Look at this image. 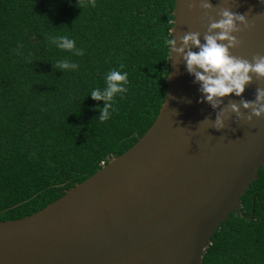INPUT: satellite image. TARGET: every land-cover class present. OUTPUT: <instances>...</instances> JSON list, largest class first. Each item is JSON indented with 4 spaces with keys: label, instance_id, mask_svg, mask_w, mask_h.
Returning a JSON list of instances; mask_svg holds the SVG:
<instances>
[{
    "label": "trees",
    "instance_id": "obj_1",
    "mask_svg": "<svg viewBox=\"0 0 264 264\" xmlns=\"http://www.w3.org/2000/svg\"><path fill=\"white\" fill-rule=\"evenodd\" d=\"M94 2L81 11L76 0H0V221L61 196L130 147L157 113L173 0ZM63 34L83 56L49 44ZM65 58L79 67L60 72ZM111 70L128 73V90L101 123L103 101L90 94ZM239 207L211 233L200 264H264V166Z\"/></svg>",
    "mask_w": 264,
    "mask_h": 264
},
{
    "label": "water",
    "instance_id": "obj_2",
    "mask_svg": "<svg viewBox=\"0 0 264 264\" xmlns=\"http://www.w3.org/2000/svg\"><path fill=\"white\" fill-rule=\"evenodd\" d=\"M210 3L206 15L173 0L170 39L193 31L203 43L208 17L218 19L219 8L227 7L248 13L254 25L239 33L243 43L233 55H264V0ZM167 48L163 98L149 127L55 200L0 221V264H200L218 224L240 214L239 196L264 166V117L236 123L233 116L220 131L200 124L214 121L219 109L198 102L195 77ZM258 86L264 81L224 98L221 107L253 101Z\"/></svg>",
    "mask_w": 264,
    "mask_h": 264
},
{
    "label": "clouds",
    "instance_id": "obj_3",
    "mask_svg": "<svg viewBox=\"0 0 264 264\" xmlns=\"http://www.w3.org/2000/svg\"><path fill=\"white\" fill-rule=\"evenodd\" d=\"M185 3L189 11L199 8L206 15L213 9L210 0H185ZM76 6L82 11L88 7L95 8L96 4L94 0H76ZM216 15L218 19L208 17L207 28L202 37L203 43L201 33L193 31L183 33L178 40L167 39L165 43L170 48V59H173L174 54L175 64L184 63L186 71L195 77L193 83L199 85L201 94L198 102L209 104L213 110L219 109L214 121L205 118L200 124L210 123V128L220 131L225 128V121L233 116L236 123L241 119L251 123L253 118L264 117V88L259 86L253 101L240 99L237 103L229 100L226 106L221 107L224 105V98L230 95L241 97L246 86L254 80L264 81V55L255 54L251 60L233 55L234 50L243 43L238 38L239 33L254 27L247 18L248 13L240 14L222 7ZM49 44L74 56L84 55V49L77 48L75 40L67 34L50 37ZM19 48H23V45H19ZM193 48L198 51H193ZM54 67L64 72L76 70L79 65L70 58H65L58 61ZM124 67L123 64L120 65V69ZM127 84L126 71L111 70L106 76L105 87L92 90L91 99L103 101V107L96 109L101 123L110 119L116 111L115 97L127 92Z\"/></svg>",
    "mask_w": 264,
    "mask_h": 264
},
{
    "label": "built area",
    "instance_id": "obj_4",
    "mask_svg": "<svg viewBox=\"0 0 264 264\" xmlns=\"http://www.w3.org/2000/svg\"><path fill=\"white\" fill-rule=\"evenodd\" d=\"M102 164H103V162H102V161H100V162H99V165H102Z\"/></svg>",
    "mask_w": 264,
    "mask_h": 264
}]
</instances>
